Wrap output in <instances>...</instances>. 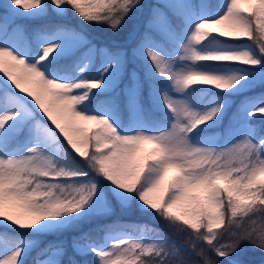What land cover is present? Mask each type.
<instances>
[{
	"label": "snow or ice",
	"instance_id": "snow-or-ice-1",
	"mask_svg": "<svg viewBox=\"0 0 264 264\" xmlns=\"http://www.w3.org/2000/svg\"><path fill=\"white\" fill-rule=\"evenodd\" d=\"M240 2L157 0L148 6L143 0H92L84 6L80 0H3L0 67L8 58L22 74L14 76L3 68L0 76V224L36 232L78 229L96 215L110 214L115 195L122 206L131 201L142 209L150 207L172 232L186 238L187 246L166 234L146 242L116 231L131 225H101L99 230L109 233L106 239L116 242L98 244L82 233L73 241L71 255L58 247L47 264H88L90 255L93 264H221L222 260L245 264L241 252L245 242L264 253V136L244 132L242 140L223 148L210 146L207 139L199 145L193 142L201 126L219 123L228 101L214 97L212 107L199 110L205 103L203 89L192 85H213L228 92L264 84V73L257 74L262 77L258 81L251 80L246 68L220 73L237 63L264 68V0H255L258 7L252 12L239 7ZM144 9L139 27L129 37L135 40L131 49H97L61 21L70 13L118 32L133 13ZM37 19L49 22L33 30L31 38L37 42L33 51L26 27L17 21ZM209 25H222L224 30L211 35L205 31ZM222 37L246 38L252 44L235 45ZM97 53L100 67L89 76ZM125 79L129 107L142 111L146 93L166 123L136 129L119 125L116 90ZM173 92L182 98H174ZM258 113L264 114V93L241 106V114L249 119ZM80 122L101 127L89 137L82 135L85 128ZM245 129L254 132L247 123ZM145 143L154 145L147 156L141 153ZM52 148L62 157L70 154L69 148L86 157L87 168L106 181L110 191L106 193L104 184L92 179L88 170L50 155ZM172 168L180 174L161 203L150 194ZM5 202L22 203L32 219L21 222L5 215ZM181 202L188 205L185 215L173 211ZM189 214L192 219L185 218ZM225 220L227 227L214 231ZM81 239L88 242L81 244ZM30 245L27 240L0 239V264H24L22 257ZM193 255L201 260H193Z\"/></svg>",
	"mask_w": 264,
	"mask_h": 264
},
{
	"label": "trees",
	"instance_id": "trees-1",
	"mask_svg": "<svg viewBox=\"0 0 264 264\" xmlns=\"http://www.w3.org/2000/svg\"><path fill=\"white\" fill-rule=\"evenodd\" d=\"M3 0H0L2 3ZM143 3L148 6H154L157 3V0H143ZM146 9L141 10L138 16L132 15V17L126 22V24L118 32H114L109 25L104 23H89L83 21L78 15H73L70 13H65L61 17L63 23L71 25L74 29L78 30L82 35H84L91 44L98 46H106L109 49H115L116 47H123L131 49L135 45V40H130L131 32L139 27V21L142 20L145 15ZM49 22V19H37V20H19L17 23L24 25L26 27L27 33L31 38L33 30L38 29L43 24ZM155 38L160 39L159 36ZM246 39V38H245ZM247 40V39H246ZM252 44L251 40H247ZM206 42V41H205ZM204 42V43H205ZM254 48L258 51V46L253 45ZM86 51L82 49L81 52ZM77 55H80L78 53ZM99 57L96 58L94 64L90 67L87 75L92 76L96 72L97 65L99 63ZM222 69H226L222 68ZM128 81L125 79L119 88L116 90L119 92V110L116 115L119 116L123 125H131L133 120L136 117H140L144 122L149 125H157L166 123L163 117V114L158 110H155L152 106L151 100L147 98L145 93V100L143 102V110H139L138 113L134 111L133 108H130L127 103V98L124 95L123 88ZM203 96L201 100L205 103L213 98L218 97L228 101L227 107L221 117L219 123H210L209 125L201 126L200 129L194 133V139L205 140L213 138L216 140H226L231 139L235 134L238 133L241 126L245 123L251 124L253 126L254 135L264 136V114H257V117L249 119L246 115L241 114V106L245 104L248 100L257 99L260 94L264 93V84H257V86L244 90L237 91L234 93H213L206 89L202 88ZM202 103L201 105H204ZM35 114V113H34ZM40 115H43L41 112ZM44 119L47 121V117ZM50 123V121H48ZM101 126L94 125L90 128L91 132H94ZM92 134V136H93ZM61 142L68 147L66 140L61 136ZM70 154L67 157H62L60 153L57 154L56 158L67 159L70 164L74 167L83 168L88 170L90 176H92L98 183L104 184L105 190L109 192L107 188V182L104 181L101 177H97L90 169L87 168L86 157H80L74 150L70 149ZM89 155L93 151V148L90 146L87 149ZM113 203H116L119 199L115 195H111ZM5 215H11L14 219H19L21 222H28L30 219L23 215L22 211L17 209L15 210H3ZM240 214L238 213V216ZM257 221L260 219L256 217ZM7 223V222H6ZM182 223V221L180 222ZM131 225L133 227L125 228L122 230H127L132 233H139L144 227L146 239L150 241H156L160 238L162 234H166L171 237L173 241H177L183 246H187L186 238L183 236H178L168 227L165 220L161 219L158 215L154 214V210L150 207L141 208L140 205L136 202H129L126 206L118 205L110 214L94 217L88 221L83 222L78 229L68 230L63 232H37L35 235H38L39 239L33 242L31 249H28L27 253L23 255L24 264H41V262L47 257L53 256V253L58 247H63L67 249L69 255L73 253L72 243L73 241L80 237L82 233H88L91 240L96 243L104 242L105 235L108 233L107 230L101 231L99 227L101 225ZM227 227V220H225L224 225L219 228L214 229V231H223ZM121 229H116L119 231ZM202 231L204 229H201ZM35 231V230H32ZM31 232L27 229L17 230L16 225L11 227H5L3 224H0V236L8 238H16L19 240L24 239V234H29ZM88 241L81 239L80 243L85 244ZM191 251V249H189ZM241 252L243 254V259L245 264H264V253L259 252L258 250L252 248L251 245L245 242L242 245ZM80 259V257H77ZM193 260L200 261L201 258L193 255L191 257ZM67 259V258H65ZM88 264H93L94 257L89 256ZM221 264H234L233 261L222 260Z\"/></svg>",
	"mask_w": 264,
	"mask_h": 264
},
{
	"label": "rangeland",
	"instance_id": "rangeland-1",
	"mask_svg": "<svg viewBox=\"0 0 264 264\" xmlns=\"http://www.w3.org/2000/svg\"><path fill=\"white\" fill-rule=\"evenodd\" d=\"M80 3L82 5H84V6H87V5H89V4L92 3V0H80ZM239 7L245 9L248 12H252V11H254V9L256 7H258V5L255 3V0H251V2H249V0H241V2L239 4ZM140 11L137 14L136 13H133V15L134 16H138L140 14ZM222 30H224V26H222V25H209L205 29V31H207L211 35H217V36H219V33ZM156 39H158V38H156ZM221 39H224L227 42H229L231 44H235V45H241V44H246V43L247 44H251L246 39L236 40V39H232L230 37H222ZM206 40H207V38H206ZM204 42L205 41H201L202 44ZM28 44H29V46L31 47V49L33 51H36L37 50V42H36L35 39L33 41H31L29 39ZM95 47L97 49H100V48H105L106 46H103V45L102 46L95 45ZM214 48H215V45H214ZM97 56L100 58L99 59V63H98L97 68H96L98 70L99 67H100L102 58H101V56H100L99 53H97ZM4 59H5L6 63L3 65V67H0V76H4L3 68H7V70L10 71V72H12V74L14 76H20L22 74L18 68L12 67V65L15 63L14 61H10L8 58H4ZM91 66L92 65H90V67ZM243 68H246L247 72L251 74L250 75V79L251 80H257L258 81L262 77H259L257 74L264 73V68H251V66H245V65H242V64H239V63H237V65L236 64L230 65V66L226 67V69H220V73L227 75V74H230L231 72L240 71ZM97 70H96V72H97ZM96 72H94L93 75H95ZM75 74H79V70L78 69L76 70V73ZM5 79H6V77H5ZM24 86L29 87L30 90H33V87L31 85L25 84ZM191 87H201V88H204V89H206V93L208 91H211L213 93H216V92H219L220 93V91H221V90L215 89L213 85H203V86L192 85ZM237 87H239V86H237ZM234 92H237V90L233 89V90H230L228 92H221V93H234ZM21 95L26 96L27 94L26 93H21ZM172 95L174 96V98H182L180 96V94H177V93H174V92L172 93ZM28 99H31V97H28ZM212 106H213V103H212V98H211L204 105H200L199 106V110H206V108H210ZM79 107L80 106H77L78 110H79ZM134 111L136 113L139 112V110H137V109H134ZM110 118H112V117H110ZM115 119L118 121L119 125L122 126V127H124V128H133V129H136L140 125L147 124L140 117H136L135 120L132 122L131 125H123L117 115H116ZM62 123H63V121H62ZM80 123L85 128V132L82 135H87V136L91 137L93 133L91 132L90 128L93 127L94 125H96V123L95 122H80ZM245 124L241 126L240 130L238 131V133L235 134L231 139H226V140H216V139H213V138L207 139V140L211 141L210 146L218 147V148H223L225 146H231L233 143L239 142L240 140L243 139L244 132L249 133L250 135H254V132H249V129H245ZM159 125H161V124L159 123L157 125H149V126L155 128V127H158ZM248 126L250 127V129L253 130V126L251 124H248ZM74 138H76V137H74ZM200 141H201L200 139H194L193 142L194 143H197L199 145L200 144ZM153 148H154V145L149 144V143H145V144L141 145V153L143 155L147 156V155L150 154V152H151V150ZM49 154L50 155H53L54 157H56L57 154H58V152H56L55 149L52 148V149H49ZM179 174L180 173L178 172L177 169H174V168L169 169V171L165 175L164 180L162 181L161 185L153 193H151L150 196H152L154 198L160 199V202L163 203V201L167 199V195L170 194V191H171L170 186L175 182V178ZM90 177L92 179H94L92 176H90ZM45 182H53V181L50 180L49 178H45ZM138 186L139 185H137V187ZM106 193H108V192L106 191ZM196 194H201V193L197 192ZM118 205H121V203H120L119 200L116 201V203H113L112 202V199H111L112 211L115 208H117ZM187 207H188L187 202H181L180 204L176 205L173 208V211L176 212L177 214L185 215V212H186V208ZM6 209H8V210H15V209H17L19 211H22L23 212V215L25 217L29 218L30 220L32 219V215L33 214L22 203H19V202H5V205L3 207V210H6ZM99 216H104V215H96L94 217L96 218V217H99ZM185 218L192 219V216L189 214V215H186ZM119 231H123L124 234L129 235L132 238H135V239H138V240H144L146 242H154V241H150V240L146 239V237L144 236V234H145L144 227H142V229H141V231L139 233H132V232H129L127 230H119ZM53 232H56V231H53ZM35 233H37V232L36 231H31V232H29V234H24V239L23 240L31 241V245H30L29 249H31L32 243L35 242L37 239H39L38 235H35ZM56 233H59V232H56ZM108 235H109V233H107L105 235L104 242H101L99 244H110L111 242H116V241H109V240H107L106 237ZM0 239H3V237L0 236ZM54 258H55L54 256L49 257V258L47 257L45 260H43L41 262V264H47V261H49L50 259H54Z\"/></svg>",
	"mask_w": 264,
	"mask_h": 264
}]
</instances>
